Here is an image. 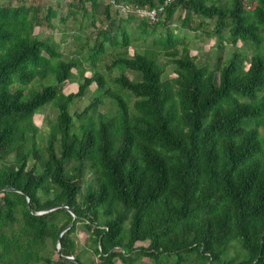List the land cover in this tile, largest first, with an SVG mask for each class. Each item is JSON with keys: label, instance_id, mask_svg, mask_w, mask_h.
<instances>
[{"label": "trees", "instance_id": "trees-1", "mask_svg": "<svg viewBox=\"0 0 264 264\" xmlns=\"http://www.w3.org/2000/svg\"><path fill=\"white\" fill-rule=\"evenodd\" d=\"M150 9L154 20L136 13ZM59 10L0 4V188L15 189L0 193V264H264V0ZM56 20L60 40L35 33ZM185 29L234 50L201 64ZM47 105L43 136L33 116Z\"/></svg>", "mask_w": 264, "mask_h": 264}, {"label": "rangeland", "instance_id": "rangeland-1", "mask_svg": "<svg viewBox=\"0 0 264 264\" xmlns=\"http://www.w3.org/2000/svg\"><path fill=\"white\" fill-rule=\"evenodd\" d=\"M8 0H0V4H5L7 3ZM25 2H27V4L29 3H34V4H39L41 5L42 9L43 6H48V5H52L54 8H59V13L64 14L65 11L67 10V3L71 0H24ZM12 4L16 3V0H11ZM122 12V10H121ZM57 22V20H56ZM71 22V21H70ZM173 23L176 25L177 19L175 18ZM68 28V33L65 34L66 36V40L67 43H62V48L64 50L67 49V51L72 50L73 46H72V33L73 31H75L76 27L73 26L71 23H69V25H67ZM65 26L62 23L57 22V28L56 29H51L47 26H44L42 28L39 27H35V33L40 32L42 33L43 36H47L49 34H53L54 38L56 40H60L62 34H63V30H64ZM73 29V30H72ZM200 31L194 32L191 30H182L180 37L183 38L188 47L190 48V53L192 55H196L197 60L203 64V63H209L210 67L213 66V64L216 62V57L217 54L220 52L221 57L225 58L227 56V54L231 51L234 50V46H232L231 43L228 42H224V46L222 48V50H218L217 46H216V39L215 37H206L203 35H199ZM66 44V45H65ZM241 43L238 42L236 44V47H240ZM66 49H65V48ZM71 52V51H70ZM130 54L133 52V48L131 47L129 49ZM162 60H167V57L165 56H161ZM247 66V65H246ZM169 72V76L172 77L175 74L172 71V68L169 66L166 68ZM87 75H90L89 72H86ZM41 83H45L44 81H34L32 83L33 87L38 88L40 86ZM77 82H66L63 86H62V91L65 94L71 93V92H75L77 90ZM95 88V84H92L90 87V90L87 92L86 96L82 99L77 100L74 104H72L70 110L73 113L74 111H81L84 109L85 106H87L91 99H92V91ZM108 100H106L107 102ZM110 108V106L106 103L104 105H101L98 108V111L101 113H104L106 111H108V109ZM57 113V109L52 106V105H47L46 107L42 108L38 113H36L33 116V121L34 123L40 128V134L45 136L47 135L50 130H51V120L55 117ZM74 122L76 125L79 124V121L77 120V118H74ZM74 238L77 240L79 247L77 248V251L80 250V247L84 246L86 244L87 241V233L82 229V227H78V229L76 230L75 236ZM137 245H147V242H137ZM49 249H51V243H49ZM55 253V252H53ZM117 264H121L120 261H117ZM136 264H151L150 261L147 258H142V260Z\"/></svg>", "mask_w": 264, "mask_h": 264}, {"label": "water", "instance_id": "water-1", "mask_svg": "<svg viewBox=\"0 0 264 264\" xmlns=\"http://www.w3.org/2000/svg\"><path fill=\"white\" fill-rule=\"evenodd\" d=\"M9 190H15V189H13V188H0V193H2L3 191H9ZM27 202H28V206L30 207V200H29V198H27ZM52 209H54V208H47V209H45L44 211H49V210H52ZM69 209V211H71V213H72V215H73V221L76 219V216L74 215V213H73V211L72 210H70V208H68ZM39 213H41V212H39ZM73 221L68 225V226H66L65 228H64V230L63 231H65V230H67V229H69L71 226H72V224H73ZM62 234V233H61ZM60 236L61 235H59V237H58V244H57V250H58V252H59V255L60 256H62V254L60 253ZM68 259H71V260H73V261H75V262H77V260L75 259V258H73L72 256H69V257H67ZM80 264V263H79Z\"/></svg>", "mask_w": 264, "mask_h": 264}, {"label": "built area", "instance_id": "built-area-1", "mask_svg": "<svg viewBox=\"0 0 264 264\" xmlns=\"http://www.w3.org/2000/svg\"><path fill=\"white\" fill-rule=\"evenodd\" d=\"M167 1H168V0H166V2H167ZM160 9H161V7H159V10H160ZM121 10L124 11L125 9L122 8ZM156 12H157L156 9H150V10H136V13H137L138 15H140V16L145 15V16L149 17V19H151V20H154V19L156 18Z\"/></svg>", "mask_w": 264, "mask_h": 264}]
</instances>
